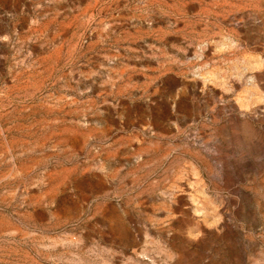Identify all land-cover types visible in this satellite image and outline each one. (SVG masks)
Listing matches in <instances>:
<instances>
[{
  "label": "rangeland",
  "instance_id": "374dc122",
  "mask_svg": "<svg viewBox=\"0 0 264 264\" xmlns=\"http://www.w3.org/2000/svg\"><path fill=\"white\" fill-rule=\"evenodd\" d=\"M0 264H264V0H0Z\"/></svg>",
  "mask_w": 264,
  "mask_h": 264
}]
</instances>
